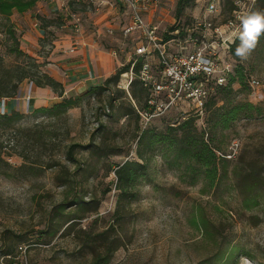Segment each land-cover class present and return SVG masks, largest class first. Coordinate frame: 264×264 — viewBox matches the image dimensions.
Segmentation results:
<instances>
[{
    "label": "rangeland",
    "instance_id": "374dc122",
    "mask_svg": "<svg viewBox=\"0 0 264 264\" xmlns=\"http://www.w3.org/2000/svg\"><path fill=\"white\" fill-rule=\"evenodd\" d=\"M177 1L163 4V30L179 21L184 32L194 19L207 13L208 0H194L177 16ZM219 1L220 13L212 18L215 24L229 19L234 6V0ZM114 2L37 0L26 11L14 9L8 17L0 14V80L8 75L7 68L24 59L10 51L13 44L18 43L39 62L56 51L58 42L70 37L75 42L79 36L91 35L108 45V24L121 18L119 14L117 22L112 20ZM124 22L122 18L121 25ZM8 26L17 40L9 35ZM119 41L117 37L112 44L119 48ZM117 57L128 63L124 52ZM236 60L261 82L258 89L235 82L236 100L261 106V113L241 117L229 128L212 129L207 112L204 124L197 120L198 127L208 132L205 136L212 137V144L220 150L239 139V153L230 160L231 166L242 172L253 164L262 173L258 188L242 187L233 174L207 188L186 160L159 147L133 193L119 198L115 169L127 158L137 159L138 129L162 130L182 120L189 105L179 101L146 125L142 117L123 115L125 104L133 99L131 85L122 81L129 77L121 74L113 89V107L111 93L105 91L58 116L19 110L24 115L13 124L15 128L0 132L5 144L1 158L8 162L0 158V264L19 262L14 256L20 244L27 245L32 264H86L91 253L80 240L112 222L123 242L109 264H264V41L257 42L247 59ZM153 66L159 75L158 64ZM25 86L28 90L29 85ZM29 98L28 92L25 100ZM41 164L43 168L29 167ZM74 198L89 204L80 213L85 217L74 219L78 234L69 235L63 232L68 224L63 226V218L70 211L74 216L79 213L78 205L72 204ZM95 207L98 210L93 211Z\"/></svg>",
    "mask_w": 264,
    "mask_h": 264
},
{
    "label": "trees",
    "instance_id": "16d2710c",
    "mask_svg": "<svg viewBox=\"0 0 264 264\" xmlns=\"http://www.w3.org/2000/svg\"><path fill=\"white\" fill-rule=\"evenodd\" d=\"M36 1L37 0H0V14L8 17L12 14L14 9L20 12L26 11L30 9V7H33ZM193 1L194 0H178L176 15H181L185 6L189 5ZM251 11L264 12V0H256ZM178 27V24L172 25L170 27V31H173ZM8 33L11 37H13V39L17 40L14 30L10 26H8ZM167 37L168 34L166 38ZM263 41L264 34H262L258 39V42ZM239 43V39H236L235 42L231 44L229 49V54L237 63L234 73L230 74L225 85L216 86L213 94L206 102V115L208 112L210 117L209 122L212 129L229 128L239 118L251 116L255 113H261L262 111L261 106L254 104L249 100H236L237 91L234 87V83L239 82L241 85L249 84L248 78L250 74L248 70L242 66L241 62L236 60V57L238 56L235 54V49ZM10 51L17 57L24 59L17 62L14 67L12 66L7 68L8 75L0 80V99L2 97L13 98L16 96L22 82L25 79L32 81L34 86H49L58 95H63L64 85L44 70V62H39L38 58L24 52L19 47L18 43L15 45L13 44ZM141 63L142 60L139 59L134 65L136 77L133 78L130 84V93L133 101H127L128 103L125 104L124 109L122 110L123 115L135 114L138 117H141L140 111L148 110V90L142 86L140 79L138 80L137 78ZM130 66L131 62L118 68L112 75L104 80L103 84L96 86L91 90L89 89V91L85 93V96L64 97L61 101L54 103L52 106L35 108L33 113L40 112L50 116L66 114L70 108L79 106L83 99L89 98L90 100L91 97L96 98V96L104 93L105 91H110L111 94L109 98L111 106L113 107L115 100V91L113 89L115 85L118 84L121 74L128 71ZM33 68L35 69L32 70ZM124 75L125 74H123V76ZM122 81L124 84H127L128 79L122 77ZM144 94H146L145 97ZM142 98H145L143 102ZM21 115L24 114H22L19 110H13L10 113L5 114L0 113V132L7 130L6 128H15L13 124ZM197 120L198 117L188 111L185 115H183L182 120L169 123L162 130H158L151 126L139 128L136 134L137 159L127 158L122 163L118 164L115 169L116 178L118 179L116 180V188L119 190V198L128 197L131 193H133L137 181L143 177L151 167L152 160L155 156L157 148L159 147L169 149L176 155L177 158L186 160L190 171L200 175L204 186L207 188H213L219 185L222 179L227 177L229 174L236 176L238 183L250 191L258 188L260 179L262 178V173L257 171V168H254L253 164L250 165L248 169L238 172L237 166H231V159L220 156L218 153L225 152L227 148L225 150L217 149L212 144V137L210 139L206 137L208 132L199 129ZM4 145L5 144L0 141V158L1 154L4 153ZM3 161L8 164L7 161ZM26 165L27 163H24L22 166ZM29 167L43 168L42 164L37 166L30 165ZM72 204L78 205V217L74 216L71 211L67 212L66 216L63 218V226L67 223L68 224L63 232L69 235H75L76 233L77 235L78 232L75 230V227L78 224L74 219H82L85 217L84 213H80L81 210L84 211V205L89 203L84 200H77V198H74ZM92 210L96 211L98 210V207H95ZM119 211H121L120 206H117L116 213ZM81 231L86 232L82 229ZM80 241L88 246L91 253V259L86 264H109L112 257H114V253L120 248L123 242L117 235V228L113 222L102 231L89 233L84 240ZM17 250L19 254L14 256L15 259L22 254L19 249ZM16 261L18 262V260H15L14 262Z\"/></svg>",
    "mask_w": 264,
    "mask_h": 264
},
{
    "label": "built area",
    "instance_id": "2783aa9c",
    "mask_svg": "<svg viewBox=\"0 0 264 264\" xmlns=\"http://www.w3.org/2000/svg\"><path fill=\"white\" fill-rule=\"evenodd\" d=\"M167 1L115 0L113 5L122 6L129 18L122 27L123 36L129 39L128 42L137 41L134 46L124 42L119 48H114L113 53L118 55V52H124L128 63L131 62L129 71L122 73L129 77L128 86L136 75L135 63L142 60L137 76L148 90V110L140 111L145 125L152 117L179 101L189 104L188 111L198 117L199 123L204 124L206 102L217 85L227 83L237 66L229 54L232 43L226 42L227 37L239 29L240 17L251 11L256 0H234L231 17L221 24H215L212 19L220 13V1L208 0L204 18L194 19L184 32L180 27L173 31L163 30V20L154 19ZM77 18L79 21L80 17ZM109 32L112 33L113 28ZM164 33L166 36L168 34L167 38ZM154 64L159 66V75L155 72ZM248 82L255 89L261 86L260 80L251 74ZM8 99H0L2 114L8 113ZM106 109L110 110L109 107ZM239 149L240 141L234 139L225 152L218 153L233 159ZM18 249L22 253L20 261L13 264H32L26 255L27 245L21 244Z\"/></svg>",
    "mask_w": 264,
    "mask_h": 264
},
{
    "label": "crops",
    "instance_id": "0c3cea01",
    "mask_svg": "<svg viewBox=\"0 0 264 264\" xmlns=\"http://www.w3.org/2000/svg\"><path fill=\"white\" fill-rule=\"evenodd\" d=\"M111 8L116 13V16L112 19L113 21L117 22L119 14L121 15L118 23L112 24L111 21L108 24L109 27L107 26L108 30L113 28L112 33L105 34L110 39L111 44L98 42L91 35L79 36L80 38L75 42L70 37V39L58 42L55 47L56 51L52 52L46 60H42L45 63L43 65L44 70L64 85L63 95H58L49 86H34L33 82L29 81L25 83L29 85L28 90H26L25 84H21L18 95L13 98L9 97L8 112L13 110L31 112L38 107L52 106L64 97L81 96L89 89L91 90L103 84L104 80L123 64L118 59V55L113 53L117 45L112 44V41L117 40V37H119V40H121L119 42L123 45L124 42L129 40L122 34V27L128 22L129 18L122 6L113 7L112 5ZM120 10H123V12ZM162 13L163 10H159L154 19L161 18L164 22L165 19L162 18ZM122 18L125 19L123 25H121ZM130 41L127 42L131 46L134 43ZM28 92L30 98L26 101L25 96Z\"/></svg>",
    "mask_w": 264,
    "mask_h": 264
},
{
    "label": "clouds",
    "instance_id": "9594fccd",
    "mask_svg": "<svg viewBox=\"0 0 264 264\" xmlns=\"http://www.w3.org/2000/svg\"><path fill=\"white\" fill-rule=\"evenodd\" d=\"M240 21L239 29L232 31L226 42L234 43L236 39H239L240 43L235 49V54L241 59H247L255 48L259 37L264 34V12H246L240 17Z\"/></svg>",
    "mask_w": 264,
    "mask_h": 264
},
{
    "label": "bare ground",
    "instance_id": "6f19581e",
    "mask_svg": "<svg viewBox=\"0 0 264 264\" xmlns=\"http://www.w3.org/2000/svg\"><path fill=\"white\" fill-rule=\"evenodd\" d=\"M127 85H128V82H127Z\"/></svg>",
    "mask_w": 264,
    "mask_h": 264
}]
</instances>
